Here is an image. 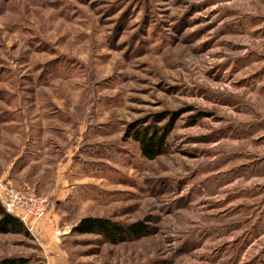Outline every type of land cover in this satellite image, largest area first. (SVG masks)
Here are the masks:
<instances>
[{
	"label": "rangeland",
	"instance_id": "374dc122",
	"mask_svg": "<svg viewBox=\"0 0 264 264\" xmlns=\"http://www.w3.org/2000/svg\"><path fill=\"white\" fill-rule=\"evenodd\" d=\"M0 179L47 206L0 264H45L50 203L68 264H264V0H0ZM89 216L147 234L70 233Z\"/></svg>",
	"mask_w": 264,
	"mask_h": 264
},
{
	"label": "trees",
	"instance_id": "16d2710c",
	"mask_svg": "<svg viewBox=\"0 0 264 264\" xmlns=\"http://www.w3.org/2000/svg\"><path fill=\"white\" fill-rule=\"evenodd\" d=\"M173 127L168 125L165 130L158 129L151 131L148 128L136 129L130 134V138L138 145V149L143 158L153 161L167 152L165 142ZM27 229L26 225L18 218L8 215L0 203V233L6 234L10 231H20ZM147 229L140 223L131 226H123L110 219L102 217H84L71 229L74 235H100L104 241L111 244H122L141 234H147ZM1 264H19V260H5Z\"/></svg>",
	"mask_w": 264,
	"mask_h": 264
},
{
	"label": "built area",
	"instance_id": "2783aa9c",
	"mask_svg": "<svg viewBox=\"0 0 264 264\" xmlns=\"http://www.w3.org/2000/svg\"><path fill=\"white\" fill-rule=\"evenodd\" d=\"M0 203L8 215L31 228L28 219L39 221L46 213V201L28 189H14L0 179Z\"/></svg>",
	"mask_w": 264,
	"mask_h": 264
},
{
	"label": "crops",
	"instance_id": "0c3cea01",
	"mask_svg": "<svg viewBox=\"0 0 264 264\" xmlns=\"http://www.w3.org/2000/svg\"><path fill=\"white\" fill-rule=\"evenodd\" d=\"M74 186V185H73ZM73 188V187H71ZM70 189H67V190H62L61 194L59 191H54V194L56 199H55V203L59 202L61 196H66L68 197L71 192ZM53 195V196H54ZM65 197V198H66ZM48 213H51L50 214V217L49 218H52V220H55V218H57L59 215H61L58 211L55 210V208L53 207V205L50 203L48 204ZM47 208V206H46ZM52 220H47V219H44L42 223L38 224V223H35V227L36 230L38 231V236H41L42 240H49L48 238V234H51L54 229L52 227ZM38 224V225H37ZM33 227H32V230H33ZM57 234V233H56ZM47 240L48 243H44L43 244V251H44V254H45V264H68L66 258H65V255H64V251L62 250V248L60 247V245L58 244V242H55L53 241H49Z\"/></svg>",
	"mask_w": 264,
	"mask_h": 264
}]
</instances>
